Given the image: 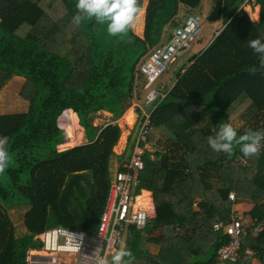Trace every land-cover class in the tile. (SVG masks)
Returning a JSON list of instances; mask_svg holds the SVG:
<instances>
[{
  "label": "trees",
  "instance_id": "trees-1",
  "mask_svg": "<svg viewBox=\"0 0 264 264\" xmlns=\"http://www.w3.org/2000/svg\"><path fill=\"white\" fill-rule=\"evenodd\" d=\"M202 1L148 0L141 38L131 26L110 36L107 24L95 18L75 25L78 0H0V90L12 78H23L20 93L28 103L24 112L0 115V140L7 138L0 173V264H24L25 252L40 247L35 237L50 228L94 233L121 130L117 123L94 126L93 120L100 112L109 113L112 122L123 116L137 100L139 62ZM212 1L206 20L220 23V31L202 52L189 56L164 97L145 109L165 147L147 152L138 176V191L152 193L154 216L144 229L128 228L125 246L134 264H213L228 240L213 225L234 214L230 192L235 201H251L249 219L264 220V148L241 167L240 146L229 155L214 152L207 142L212 128L230 123L247 99V129L264 130V73L248 71L259 63L248 41H264V0H256L258 22L244 10L245 0ZM67 109L87 129L88 143L59 150ZM136 110L141 124V108ZM236 130L239 136L246 129ZM20 206L28 207L26 234L16 236L8 211ZM245 248L264 264V231L249 234L241 251Z\"/></svg>",
  "mask_w": 264,
  "mask_h": 264
},
{
  "label": "built area",
  "instance_id": "built-area-1",
  "mask_svg": "<svg viewBox=\"0 0 264 264\" xmlns=\"http://www.w3.org/2000/svg\"><path fill=\"white\" fill-rule=\"evenodd\" d=\"M256 0H245L243 6H251ZM218 34L215 33V36ZM203 35L202 21L198 16L189 15L181 25L172 30L166 43L150 50L137 66L138 75L145 78V105H153L165 92L157 88L156 82L174 63L184 56ZM214 36V37H215ZM143 120L136 137V145L127 163L117 170L109 186L104 210L94 233L85 234L64 227L47 229L37 235L40 242L37 249L25 252L24 264H97L98 257L109 258L116 250L122 229L126 224L138 230L144 229L150 218V204L143 207L137 200L139 195H132V186H137L139 173L144 169V152L148 150L147 139L151 132L150 112L142 110ZM264 139L261 140V149ZM247 158L237 157V164L247 166ZM228 198L234 202L235 194L230 192ZM215 231H222L228 237L226 244L220 248L213 264H236L242 261L257 264L253 251L242 243L251 234L257 237L264 231V220H244L242 215L233 214L228 222L214 223Z\"/></svg>",
  "mask_w": 264,
  "mask_h": 264
},
{
  "label": "clouds",
  "instance_id": "clouds-1",
  "mask_svg": "<svg viewBox=\"0 0 264 264\" xmlns=\"http://www.w3.org/2000/svg\"><path fill=\"white\" fill-rule=\"evenodd\" d=\"M75 7L77 12L72 20L75 25L79 26L85 19L95 18L97 24H107L110 36L125 33L133 23L134 17L142 11L138 0H78ZM248 47L258 56L259 62L258 67L253 66L248 71L252 75L258 71L264 73V41L259 38L249 40ZM212 132L214 135L207 139L209 147L216 153L229 155L233 154L235 146H240L244 157L256 156L261 149V140L264 139V131L252 129H246L244 134L238 136L231 123L221 122L218 127L212 128ZM6 139L0 140V173L4 172L7 162V152L4 149ZM134 261L135 256L126 246L116 250L111 260L106 256L97 258V264H134Z\"/></svg>",
  "mask_w": 264,
  "mask_h": 264
},
{
  "label": "rangeland",
  "instance_id": "rangeland-1",
  "mask_svg": "<svg viewBox=\"0 0 264 264\" xmlns=\"http://www.w3.org/2000/svg\"><path fill=\"white\" fill-rule=\"evenodd\" d=\"M146 2L147 0H141L140 7L142 8V11L139 12L134 17L133 23L131 24V28L133 32L141 38L143 37V32H144L143 26L141 29H138L137 24L138 21L143 22L144 24V17H145L144 15L147 6ZM212 6H213L212 0H203L201 2L199 9H196L193 12L185 15L186 17H188L189 15L198 16L201 19L203 25V35L200 38L201 42L198 41V43L195 46H193L192 49H190L191 54L196 53L197 51L202 50L206 46H208V44L214 38L215 33L219 32L221 29L220 23L209 24L206 20L208 13L212 9ZM260 9L261 7L257 3H254L251 6L246 5L244 7V10L254 22L259 21ZM139 26H141V24H139ZM169 31L170 30H168L167 32ZM166 42H167L166 36H164L161 43L164 44ZM186 61H187V55H184L180 59H178V61L173 66H171L163 75L159 77L155 86L160 88V85H162V90H166L167 88H169L172 85V82L174 81L175 71L178 68H180L184 63H186ZM140 79H141L140 81H137V87H136L137 92L135 93V95L137 96V100L132 101L131 106L135 104L136 108H138L137 106H139V108L141 107L143 108V110L145 109L149 110L151 109V105H145L144 103L147 91L144 90L143 85L146 82V80L144 77ZM23 84H24V80L15 77L12 78V80L8 84H6L2 88V90H0V115L21 113L26 110L28 103L23 99V97H21V93H20L23 90L22 87ZM248 104L249 102L244 101L235 109V111L229 117V122L237 129H243V127L247 129L251 124V120H249L248 122H246L245 120L249 116V112H250L249 111L250 105ZM84 131L87 132V129H84ZM63 140H64V134H63ZM163 140H164V136L160 132L152 129L148 137L149 151L155 152L158 149V147L159 148L165 147L164 142H162ZM146 154L147 152L145 151V155ZM153 157L154 156H152L151 158ZM148 158H150V155L148 156ZM135 193H138V187L132 186V195ZM27 209L28 207L26 206H20L8 211L10 220L12 221L13 226L15 228L16 236H22L24 235V233H26L25 227L23 225V216ZM128 231H129L128 226L125 224L122 229L121 235L123 236L125 235V237L126 236L129 237ZM154 236H158V230L154 233ZM151 252L157 253L154 247L151 249Z\"/></svg>",
  "mask_w": 264,
  "mask_h": 264
},
{
  "label": "crops",
  "instance_id": "crops-1",
  "mask_svg": "<svg viewBox=\"0 0 264 264\" xmlns=\"http://www.w3.org/2000/svg\"><path fill=\"white\" fill-rule=\"evenodd\" d=\"M146 4H148V0H147ZM142 15H143V12H142ZM144 19H145V17H144ZM184 19L185 18H183L182 21H184ZM139 24H141V26H139ZM137 26H138V29H141L142 26H143V31H144V24H143V22H139L138 21ZM171 32H172V30H170L169 32H167V34L165 35L166 36V40L170 37ZM203 50L204 49L199 50L197 52L200 53ZM190 51L191 50H189L185 54V55H187V59L189 58V56L191 54ZM192 54H194V53H192ZM186 65H188V62L184 63L180 68H178L175 71V73H174L175 74L174 81L172 82V85L169 88L166 89V92H167V90H169L176 83V79H177L176 78V75H177V73L182 68H184ZM18 79L24 80L23 78H20V77H18ZM159 89L162 90V85H160V88ZM162 91L165 92V90H162ZM244 101L249 102L248 105H250V100L247 99V100H244ZM137 107L139 108V106H137ZM136 109L137 108L135 107V104H133L132 106H130L126 110V112L123 114V116L121 118H119L118 120H116L114 122L111 121V115L109 113H107V112H100V113H98L97 116L93 120V125L94 126L105 127L108 124L117 123L118 126H119V128H120V130H121V133H120V137L118 139V142L115 145V147L113 148L114 156L112 158L111 168H110L111 169V172H112V178H113L114 173L117 170L121 169V167H122L123 164H125V163L128 162V160H129V158H130V156L132 154V151H133V149H134V147L136 145V137H137L138 130H139V127H140V124L138 123V121H139V118L138 117L139 116L137 114V110ZM141 109L143 110V108H141ZM129 110L132 111V115H133L132 121H128L125 118V115L128 113ZM64 111H66V110H64ZM71 111L72 110L67 109V111L63 114V118H62V122L63 123L62 124H63L64 130L63 129L62 130H63V134H64V140H63V143H61L58 146V149L59 150H65V149H69V148H72V147H75V146H78V145H81V144L88 143V139H87L85 133L83 132L84 130L78 124L79 120H78L77 115L74 114ZM66 113H67V116H68V119L67 120L64 119V116H65ZM248 121H249V119H248ZM65 126H68V129H66ZM69 127H71L72 129H69ZM151 130H152V127H151ZM70 143H72L73 145H69ZM148 145L149 144L147 142V147L149 148ZM146 152L152 153L151 151H149V149L146 150ZM152 156H154V155H151L150 158ZM153 158H151V159H153ZM162 163H164V162H162ZM258 168L259 169H262L263 167L261 166V167H258ZM111 181H112V179H111ZM137 187H138V184H137ZM144 192L149 193V195L147 196V197H149L148 200H147V202L150 204L149 212H150V215H151L150 218H151V217L154 216V206H153V196H152V193L149 192V191H147V190H142L141 189V190L138 191V193H135V194L136 195H139V198H141L143 196V193ZM140 200H138L139 203H143V201H140ZM148 203H146V204L144 203V204H142V206L143 207H146ZM233 203L234 204L232 205V211L231 212H233L235 215H242V217L244 218V220H248L249 217L246 214L249 211V209H251L253 207V204L251 203V201H249L248 199H245V198H239L238 197V199L235 202H233ZM24 234H26V233H24ZM127 240H128V236L125 237V235L124 236L121 235L120 236V239H119V242L117 243L116 250L120 249L122 246H125V244L127 243ZM109 260H111V257L109 258Z\"/></svg>",
  "mask_w": 264,
  "mask_h": 264
},
{
  "label": "bare ground",
  "instance_id": "bare-ground-1",
  "mask_svg": "<svg viewBox=\"0 0 264 264\" xmlns=\"http://www.w3.org/2000/svg\"><path fill=\"white\" fill-rule=\"evenodd\" d=\"M63 118V117H62ZM125 118H126V120H128V121H132V118H133V115H132V111L131 110H129L128 111V113L125 115ZM131 123V122H130ZM65 128L66 129H68V126H65ZM69 129H72L71 127H69ZM149 195V193H147V192H144L143 193V196L141 197V198H139L138 200H140V201H143V203H141V204H146V203H148L147 202V200H148V198L149 197H147Z\"/></svg>",
  "mask_w": 264,
  "mask_h": 264
},
{
  "label": "water",
  "instance_id": "water-1",
  "mask_svg": "<svg viewBox=\"0 0 264 264\" xmlns=\"http://www.w3.org/2000/svg\"><path fill=\"white\" fill-rule=\"evenodd\" d=\"M164 164V163H163Z\"/></svg>",
  "mask_w": 264,
  "mask_h": 264
}]
</instances>
